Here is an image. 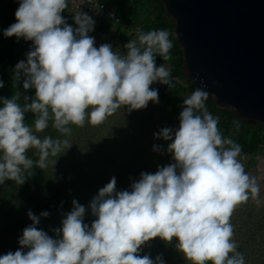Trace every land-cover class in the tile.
I'll list each match as a JSON object with an SVG mask.
<instances>
[{
  "label": "clouds",
  "instance_id": "1",
  "mask_svg": "<svg viewBox=\"0 0 264 264\" xmlns=\"http://www.w3.org/2000/svg\"><path fill=\"white\" fill-rule=\"evenodd\" d=\"M18 2L16 22L3 34L32 41L26 62L15 66L14 81L23 77L25 92L35 89V95H24L23 104L19 91L0 98V185L8 180L23 185L34 165L55 166L57 160L50 158L72 146L66 138L37 133L51 127L70 137L72 125L98 126L121 108L131 112L150 101L158 104V90L150 87L156 82L173 87L170 71L156 65L157 56L171 59L169 31L138 30V39L125 44L121 55L111 43L95 46L89 35L95 22L86 13L73 16L76 27L68 24L62 14L69 0ZM208 97L197 88L183 101L179 127L154 134L170 141L172 163L154 174L142 172L131 190L117 191L112 177L88 205L90 225L84 222L88 209L73 200L62 228L54 230L56 239L38 228L50 213L29 210L32 224L18 238L20 249L0 256V264H165L160 255L155 260L140 255L157 237L168 243L177 239V249L191 264H245L231 218L250 199L260 203V183L245 170L241 145L223 136L219 118L206 106ZM29 112L34 128L25 123ZM30 150L37 159L29 157ZM154 151L163 149L155 145Z\"/></svg>",
  "mask_w": 264,
  "mask_h": 264
},
{
  "label": "rangeland",
  "instance_id": "2",
  "mask_svg": "<svg viewBox=\"0 0 264 264\" xmlns=\"http://www.w3.org/2000/svg\"><path fill=\"white\" fill-rule=\"evenodd\" d=\"M130 3L134 6L135 13L132 21L142 20L139 22L143 27L142 32L164 30L163 25L157 23L153 3L146 0H133ZM18 7V0H0L1 35L16 22L15 12ZM62 15L69 25L76 27L68 9ZM91 18L95 27L89 35L95 38L97 48L102 44L111 43L114 51L124 55V45L130 40L138 39V31ZM13 38L17 39L15 36ZM31 47L32 41L23 38L19 39L16 48L0 45V75L7 70L13 71L18 62H26ZM169 54L171 59L167 61L157 56L156 65L159 67L163 64L170 71L172 89L159 82L150 86L158 90V104L150 101L147 108L131 112H128L127 108H121L98 126L87 122L83 127L72 125L70 137L61 136L51 127L39 133L41 138L51 135L53 138H66L72 144L71 148L65 149V153H61L59 157L50 158L57 160L55 166H48L56 167L57 171L77 167L74 175H56V182L50 192L52 195H69L64 207H70L71 210L72 201L76 200L88 209L90 201L98 194L99 189L109 183L112 177L116 178L117 191L131 190L132 183L139 180L142 172L154 174L158 167L173 162L171 155L167 153L170 141L156 139L154 134L166 126L174 129L179 127L183 101L195 89L184 75L174 74L172 65L177 58L171 49ZM219 128L224 137H230L241 145L245 170L259 179L260 203L250 199L247 203L239 205L232 215L231 223L234 226L237 250L243 254L245 264H264V131L244 125H233L230 131H225L222 126ZM155 145L161 146L163 152L154 151ZM32 151L34 150L29 153ZM60 212V215L67 214ZM87 217H92L90 209L86 212L85 218ZM177 243L175 238L168 243L157 237L142 246L140 255H150L153 260L160 255L165 264H191L177 249Z\"/></svg>",
  "mask_w": 264,
  "mask_h": 264
},
{
  "label": "water",
  "instance_id": "3",
  "mask_svg": "<svg viewBox=\"0 0 264 264\" xmlns=\"http://www.w3.org/2000/svg\"><path fill=\"white\" fill-rule=\"evenodd\" d=\"M182 74L221 109L264 128V0H162Z\"/></svg>",
  "mask_w": 264,
  "mask_h": 264
},
{
  "label": "trees",
  "instance_id": "4",
  "mask_svg": "<svg viewBox=\"0 0 264 264\" xmlns=\"http://www.w3.org/2000/svg\"><path fill=\"white\" fill-rule=\"evenodd\" d=\"M132 1L122 0L121 2V5H127L130 9L127 13H123L126 22H132L135 15L134 6L130 3ZM146 1L153 3L154 10L157 14V23L163 25L164 30L171 33L170 39L173 44L171 50L177 58L172 68L175 75L183 76L181 68L184 61L181 48L174 34V22L167 14L162 0ZM141 21L137 22L139 23ZM0 45L7 48H16L19 45V41L13 37L9 38L0 34ZM0 80L4 84V87L0 88V98L10 99L19 91L21 93L20 103L23 104L24 95L33 97L35 95V89H29L25 92L23 88V77H21L20 81H14V70H7L3 75H0ZM193 88L196 90L194 86ZM205 103L208 110L219 118V126H222L225 131H230L233 125L250 126L264 131L261 125L245 122L232 111L219 108L209 97ZM0 107H3L2 103H0ZM34 119L35 115L33 113L29 112L25 114V123L33 128ZM37 135L40 136L39 133ZM28 155L34 160L37 159L35 150L28 153ZM76 169L77 167L73 169L63 168L62 171H57L56 167L53 168L50 166L41 169L34 165L31 169L32 175L26 179L23 185H17L11 180L5 181L4 185H0V251L2 255L10 251L14 253L20 249L18 238L22 236L23 229L32 224V221L28 217L29 210L37 216H40L44 211L49 212L50 215L48 217H41L38 228L45 231L51 238H58L54 230L62 228V220L66 218L65 214L60 215V211L69 213L72 209L70 210V207L63 206L69 197L67 193H54L52 195L50 192L54 187V182H56V175H74ZM93 219V216L87 217L84 222L90 225V220L92 221ZM24 250L27 251V249Z\"/></svg>",
  "mask_w": 264,
  "mask_h": 264
},
{
  "label": "built area",
  "instance_id": "5",
  "mask_svg": "<svg viewBox=\"0 0 264 264\" xmlns=\"http://www.w3.org/2000/svg\"><path fill=\"white\" fill-rule=\"evenodd\" d=\"M121 2L122 0H75L73 3V0H69L68 10L72 16L82 12L100 22L109 21L116 26L143 31L142 24L125 21L123 13H127L130 9L127 5H121ZM210 113L215 116L211 111Z\"/></svg>",
  "mask_w": 264,
  "mask_h": 264
}]
</instances>
